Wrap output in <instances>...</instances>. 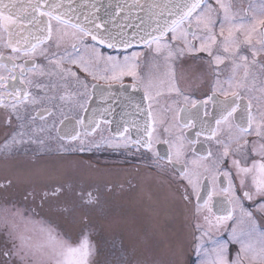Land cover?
I'll return each mask as SVG.
<instances>
[{
	"label": "snow or ice",
	"instance_id": "obj_1",
	"mask_svg": "<svg viewBox=\"0 0 264 264\" xmlns=\"http://www.w3.org/2000/svg\"><path fill=\"white\" fill-rule=\"evenodd\" d=\"M84 7L0 0V157H30L17 176L0 181V194L24 186L22 199L41 207L72 201L61 208L64 231L41 226L36 241L9 219H25L23 211L6 207L0 264H264V0L249 5L247 19L231 0H96ZM133 11L144 15L129 33L116 17ZM140 45L144 51H129ZM188 58L214 78L203 102L190 101L178 85L176 66ZM165 90L183 95L186 106H162ZM117 106L119 119H109ZM104 152L134 157L146 182L167 184L168 198L190 213L187 237L158 247L154 234L124 218L109 228L126 232L127 243L112 244L114 261L98 259L97 225L87 213L73 215L77 206L99 205L98 190L53 177L64 165L91 167ZM44 156L59 159L41 167ZM158 205L146 192L144 211Z\"/></svg>",
	"mask_w": 264,
	"mask_h": 264
},
{
	"label": "flooded vegetation",
	"instance_id": "obj_2",
	"mask_svg": "<svg viewBox=\"0 0 264 264\" xmlns=\"http://www.w3.org/2000/svg\"><path fill=\"white\" fill-rule=\"evenodd\" d=\"M231 2L235 5L236 10L239 12L240 16L248 18L246 13L248 12L249 5L250 4H257L258 0H231ZM132 50L136 51H144L145 49L143 47L134 48ZM129 50V51H132ZM203 55V54H201ZM177 81L178 85L181 88L183 95H186L189 97L190 101H200L203 102L205 99H207L208 96L212 95V87L214 83V78L209 74L207 67L199 60H192L191 58H188L186 62L183 64L178 63L177 64ZM227 75V70L225 72ZM130 82V78H125V84H128ZM226 87V85H225ZM114 88L119 89V85H114ZM137 99H140L142 97V92L135 93ZM183 95L177 97L175 93H167L165 90L164 94L160 98V104L162 106L165 105H173L174 107L181 108L185 107V102L183 99ZM218 99H223V97H218ZM93 106H103L102 101H95ZM187 107L191 108V104H188ZM208 110L211 112L213 110V105L211 102L208 104ZM69 116L76 115L75 112H68ZM121 114V109L117 106L116 111L113 114V117H109V119L115 118L119 119ZM169 116H171V113H169ZM140 119H143V117H140ZM39 123V121H37ZM103 128L107 129L109 126L102 125ZM112 128H115V124L111 126ZM194 131V130H193ZM4 133V130L0 128V138H2ZM107 134V132L105 133ZM203 139V138H202ZM156 147L159 148L161 153L165 151V147L162 145H157ZM87 155L85 154V159H87ZM53 159H59V157L54 156H44L41 157L40 161L38 162L41 167H47L50 164V161ZM94 163H92V166L90 167L88 163H81L79 164V167H86L87 170L93 171L90 168H93L96 174H98L101 178L91 180L89 182H77L76 180H72L71 178H65L59 175L57 179L72 182L73 184L77 186H83L86 188H93L98 190L100 195V204L97 205L99 209H101V212L106 215L114 214V209L120 207L123 205V199L122 196H128V194L136 189H146L149 191H156L160 190L162 192H166V196L168 197L167 193L170 191L167 184H164L162 186H158L156 184H149L145 181V169L142 165H138V162L134 157H127V160H125V157L122 155H119L117 153L113 152H104V153H98L93 155ZM30 163V157H26L23 155H17L15 157L9 158L8 160H5L3 157H0V175L2 178L0 181H3L5 178H14L13 176H10L11 171L12 172H18L22 165L28 166ZM137 167H139V171H137ZM10 171V172H9ZM93 171V172H94ZM119 173H126L121 174L126 176L123 181H114V180H106L109 177H112L115 179L118 176ZM55 179V177H53ZM48 178H40L41 184L44 182H47ZM127 180V181H126ZM110 189V190H109ZM21 191H19L18 187L14 188L11 192V194L5 196L4 194H0V223H2L4 214H5V208H9L12 211H15L16 208H19L23 211V215L25 219H21L20 217L12 218L9 217V219L14 222L17 225V231L24 234L25 236H28L27 226L29 225H35L37 226L38 232L41 226L48 227L52 226L57 229V231H60L57 226L55 225L54 221H58L56 219H49L51 218H59L61 216L56 217V215H52V209H55L57 205L65 206H72V201L69 198H65L60 202H48L45 203L42 207L39 206V201L37 200L35 203L31 200L24 201L21 197ZM114 201V202H113ZM64 202V203H63ZM66 203V204H65ZM15 205L16 208H12V205ZM177 207H179V212L181 215V218L183 223L189 224L191 227L192 221L190 217V213L185 208L183 202L176 200V203L173 204ZM80 208L79 206L75 207L73 210L74 216H79L83 211L88 210L90 213L96 208ZM34 209V211H32ZM62 211V210H61ZM58 214L59 210L54 211ZM67 218L68 214L64 213ZM62 214V215H64ZM48 216V217H47ZM98 216V213H97ZM61 219V218H60ZM186 221V222H185ZM177 231H180L179 236L183 237V231H181V228ZM4 234V228L0 226V233ZM40 234V233H39ZM184 238V237H183ZM5 244V237L0 234V247H3ZM238 249V246H233V253ZM115 260V258H111ZM193 259L195 257L193 256Z\"/></svg>",
	"mask_w": 264,
	"mask_h": 264
},
{
	"label": "rangeland",
	"instance_id": "obj_3",
	"mask_svg": "<svg viewBox=\"0 0 264 264\" xmlns=\"http://www.w3.org/2000/svg\"><path fill=\"white\" fill-rule=\"evenodd\" d=\"M93 160L92 163H94ZM94 171L93 168H90ZM20 170V169H18ZM10 172V171H9ZM126 174V173H119ZM18 172H12L10 176H17ZM121 175L113 179L109 177L106 180H114V181H123L126 176ZM65 178H71L72 180H76L77 182H89L91 180H95L101 178L98 174L93 175L92 171L86 169V167H73L71 165H64V171L60 174ZM58 176H55L57 179ZM2 176L0 175V179ZM9 178V177H7ZM6 179V178H5ZM127 181V180H126ZM19 191L23 192L24 186L18 187ZM149 190L146 189H139V190H132L128 196H122L123 205L118 208L114 209V214L106 215L101 212V209L96 207L94 212L91 213L88 210L83 211L87 213L92 219L93 222L97 225L98 229V239L100 242L101 254L98 257L101 261L104 259L113 260L111 258H115L119 255L118 252H113L112 244L115 242L119 244L120 240L123 239L125 243L128 241V234L126 232L121 231L120 229L112 230L109 228V224L114 221L122 220L124 218H134L138 225L144 230L149 233L154 234V244L158 247H161L170 239H175L179 236L180 231H177L181 228L183 231V237H187L188 232L190 231L189 224L183 223L179 212V207L173 205L176 201H171L169 197V192L167 193L168 197L166 196V192H162L160 190L152 191L155 194V198L159 201V205L157 207L156 212L148 213L144 211L145 208V193ZM22 194V193H21ZM22 197V195H21ZM114 202V201H113ZM64 203V202H63ZM66 204V203H65ZM68 205V204H67ZM62 205H57L55 209H52V215H56V217L61 216L59 218H51L49 219H56L58 221H54L57 228L62 232L67 226L68 218L61 211ZM83 208V207H80ZM59 210L58 214L54 211ZM98 213V216H97ZM64 214V215H62ZM83 214V213H82ZM61 218V219H60ZM186 222V221H185ZM35 229L34 225L27 226L28 229L31 228ZM2 236L4 235L2 232L0 233ZM39 236H34L33 241H36ZM182 237V238H183ZM114 261V260H113Z\"/></svg>",
	"mask_w": 264,
	"mask_h": 264
},
{
	"label": "water",
	"instance_id": "obj_4",
	"mask_svg": "<svg viewBox=\"0 0 264 264\" xmlns=\"http://www.w3.org/2000/svg\"><path fill=\"white\" fill-rule=\"evenodd\" d=\"M75 2L77 4H82L84 5V11H87V5L90 4V3H93V2H96V0H75ZM99 2L102 4V5H107L109 2L111 3H116V2H121L123 3L124 0H99ZM129 3H131V0H128ZM103 8H101V15H103ZM124 13H121L120 16L116 17V23L118 25H124L125 26V29L126 31H128L129 33L137 30L136 29V25L137 24H140V20L138 18V16H143L144 13H137L135 11H133V13L131 14V16L128 18V19H124ZM141 27H144V25H141ZM143 45H140V46H136V47H142ZM135 48V47H134Z\"/></svg>",
	"mask_w": 264,
	"mask_h": 264
},
{
	"label": "bare ground",
	"instance_id": "obj_5",
	"mask_svg": "<svg viewBox=\"0 0 264 264\" xmlns=\"http://www.w3.org/2000/svg\"><path fill=\"white\" fill-rule=\"evenodd\" d=\"M92 174H93V175H95V174H96V172H95V171H94V172L92 171Z\"/></svg>",
	"mask_w": 264,
	"mask_h": 264
}]
</instances>
